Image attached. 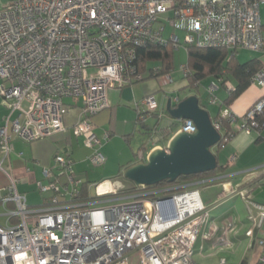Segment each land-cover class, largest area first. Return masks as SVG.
Returning a JSON list of instances; mask_svg holds the SVG:
<instances>
[{
	"label": "built area",
	"instance_id": "built-area-1",
	"mask_svg": "<svg viewBox=\"0 0 264 264\" xmlns=\"http://www.w3.org/2000/svg\"><path fill=\"white\" fill-rule=\"evenodd\" d=\"M261 5L264 0L9 1L0 8V96L8 109L0 120V154L7 157L16 138L33 142L65 130L64 117L70 110L66 100L79 98V117L72 129L91 150L88 161L102 164V139L109 134L99 137L92 118L109 106L108 88L142 78L134 63L136 49L157 42L185 49L195 45L260 51ZM168 11L173 12L169 23L184 32L182 40L175 33L166 38L164 26L157 25L159 15ZM180 68L185 76L187 65ZM164 76V81L171 80ZM250 83L264 86V65ZM217 88L216 82L207 86L212 104L219 102ZM233 89L227 83L225 91ZM138 106L157 109L155 95H146ZM263 111L264 96L242 115L223 107L220 115L232 128L229 139L238 131L257 130ZM159 118L147 140L152 149L168 144H163V129L172 120L162 114ZM140 119L146 121L147 116ZM213 125L223 138L221 123ZM195 130L194 123L184 119L176 132ZM55 160L59 180L37 183L41 192L52 191L43 205L29 206L14 179L0 197V216L6 219L0 222V264H198L193 259L196 244L201 250L217 230L197 186L208 179L142 186L122 195L118 187L99 183L95 197L107 199L76 201L82 181L68 157L59 154ZM218 185L222 198L239 192L243 196L251 222L245 236L258 251L256 264H264V203L251 198L243 184L222 180ZM224 222L226 229L232 227L229 220ZM218 264L230 263L222 258Z\"/></svg>",
	"mask_w": 264,
	"mask_h": 264
},
{
	"label": "crops",
	"instance_id": "crops-1",
	"mask_svg": "<svg viewBox=\"0 0 264 264\" xmlns=\"http://www.w3.org/2000/svg\"><path fill=\"white\" fill-rule=\"evenodd\" d=\"M9 1L11 0H0V8ZM260 19L264 34V5L260 6ZM239 50L243 49H237L235 57L240 63H244L250 59H257L264 65V48L260 50L261 52L248 55L239 54ZM146 74L147 73L144 72L142 76L144 75L145 77ZM183 76L178 79H173L171 77L168 84L165 83L166 81L164 80L159 81V78L163 77L160 76L158 78L147 77L141 80H134L124 86L116 85L108 88L107 96L109 106L95 114L92 119L95 125L94 131L99 137L103 138L105 133L109 134L107 138L102 139V146L100 149L105 160H113L118 154L120 155L116 158L119 164L117 175H120L126 165L134 160V154L137 152L139 153L140 150L138 149L136 152L133 151L131 158L127 157L126 160H123L122 155L124 151H117L114 138L110 140L109 138L113 135L123 136L126 142L129 143L130 133L128 134L129 128L127 129L128 120H125L124 123L126 127L120 128V125L117 124L115 119L121 114L122 110L126 109L130 118H135L134 126L138 128L139 126L135 123L137 114L135 107L139 105L142 99L148 94L155 95L158 110H166V104L164 103L166 98L170 99L172 106L176 105V98L181 99L182 97H180L178 93H175V91H179L187 86V81ZM211 78V82L214 81L218 83V80L213 77ZM228 82L234 84L235 80L230 77ZM218 84V88L215 91L219 100V102L215 103L218 104V111L216 114L212 115L210 113L200 97L202 106L208 110L211 118L217 115L223 107H229L237 115H242L257 99L264 96V86L249 83L237 97L229 101V103H226L225 87L222 85L220 86V83ZM190 91L191 93H195L194 90ZM160 92L163 93L161 94ZM66 102L71 107L64 117L65 130L33 142H26L20 138H16L12 141V149L9 155L4 158L0 154V163L2 167L0 169V197L6 193L5 188L9 185L10 179H14L17 191L26 197L27 203H29L28 197H30V203H33V205L29 206L43 205L52 193L47 198L40 194L41 200H36L38 198L37 193L41 192L38 189L37 183L41 182L46 184L55 179L59 180L60 167L55 160L56 155L59 154L65 155L70 159L72 171L74 173L77 174L78 172L84 171L82 175L77 174L78 177H75L88 184V191H90V185L93 183L96 184V181H89L87 172L86 164L89 163L88 156L91 150L83 145V137L76 135L72 129L79 117L81 100L79 98H69ZM7 113L8 109L0 96V120ZM166 119H172L174 123L164 137L165 142L166 140L168 142L177 131L179 121L172 117H167ZM146 122L149 126L157 123L154 116H149ZM259 136L260 140H257ZM146 146L148 151L152 149L150 143L146 144ZM219 150L223 151V155L226 159L224 164H220L223 166L222 171L216 176L206 178L208 179L207 183L199 185L203 202L210 206V221L215 224L217 230L211 240H205L203 242L201 250L199 243L196 244L195 249L197 248L199 252H204L212 247L229 248L237 246L246 240L248 241L247 246L240 257L239 264H256L258 251L249 246V239L245 236L243 230V226L250 225L248 209L244 198L240 192L222 198L218 184L222 180L230 181L232 184H243L251 198L259 203H264V125L259 130H254L251 133H246L244 131L236 132L223 146L217 148L214 152L217 162ZM231 156H235V158L230 162L229 159ZM45 170H49V175L45 174ZM103 181L102 179L100 183L117 188L114 184L103 183ZM246 182L248 183L246 184ZM41 193L44 194L46 192ZM213 201H216L215 205L212 204ZM224 220H229L231 222L232 227L230 229L225 228V222L223 223ZM236 223L241 225V229L237 232H235ZM226 261L228 262L227 258Z\"/></svg>",
	"mask_w": 264,
	"mask_h": 264
},
{
	"label": "trees",
	"instance_id": "trees-1",
	"mask_svg": "<svg viewBox=\"0 0 264 264\" xmlns=\"http://www.w3.org/2000/svg\"><path fill=\"white\" fill-rule=\"evenodd\" d=\"M235 52L236 51H231L221 47H198L195 45L187 46V63L185 65H187L188 73L183 76V78L187 81L186 87L190 90H194L195 94L198 95L197 88L204 78L213 77L218 80L220 86L222 85L226 88L227 83H229L228 81L231 77L235 80V83L233 84L234 89L226 92L225 102L229 103V101L237 97L249 85L251 76L262 66V64L257 59H250L244 63H240L235 57ZM173 55L174 48L171 44L163 45L161 43L151 42L149 44H146L145 46L138 47L136 49L134 63L137 66L138 72H140L141 74H144V72L147 73V76L145 75L144 77L143 75L141 79L147 77L158 78L160 76L170 74V72L173 70ZM153 63L155 64L152 65ZM198 98L200 101L199 95ZM135 109L137 113L135 123L136 125L141 127L140 129L142 130V133L146 135V139L145 141L141 142L139 146V150L141 153H135L134 160L126 165L125 169L133 164L145 162V156L149 152L146 146V142L150 137V132L157 126L156 124L160 122L159 115L162 114L163 118L170 117L166 110H147L145 109V107H140L138 105L135 107ZM142 114H145L147 118L149 116H154L157 123L155 125L153 124L149 126L146 121H142L140 119V116ZM212 121L213 123L220 122L222 127L221 129L224 131L223 138H221L219 143L216 145L217 149L223 146L224 143L228 141L229 131L232 128L229 121L226 118L221 117L220 112L212 117ZM257 121V130H259L264 125V111L257 117ZM173 124L174 123L172 122L171 126ZM171 126L163 129L164 137ZM257 140H260V136L257 138ZM163 144H165V141ZM222 168L223 166L217 162V168L213 171L191 174L188 176L181 175L173 182L163 180L155 185L145 186V188L149 189L180 185L186 183V181L211 178L219 174L222 171ZM125 169L120 173L121 176H124ZM130 182L131 184L129 186L119 188L117 190V193L120 195L129 194L144 189V187L135 185L132 181ZM92 198L93 196H91L88 191V184L86 182H82L79 187V194L74 198V200L87 201Z\"/></svg>",
	"mask_w": 264,
	"mask_h": 264
},
{
	"label": "water",
	"instance_id": "water-1",
	"mask_svg": "<svg viewBox=\"0 0 264 264\" xmlns=\"http://www.w3.org/2000/svg\"><path fill=\"white\" fill-rule=\"evenodd\" d=\"M165 109L177 121L191 120L196 130L192 133L176 132L166 148H154L147 154L145 162L127 167L124 177L135 185L152 186L163 180L173 182L181 175L188 176L217 168V158L212 147L219 143L222 134L214 127L208 110L200 104L198 96L191 93L178 98L174 106L168 99Z\"/></svg>",
	"mask_w": 264,
	"mask_h": 264
},
{
	"label": "rangeland",
	"instance_id": "rangeland-1",
	"mask_svg": "<svg viewBox=\"0 0 264 264\" xmlns=\"http://www.w3.org/2000/svg\"><path fill=\"white\" fill-rule=\"evenodd\" d=\"M159 16H160L159 17L160 20H159V24H157V25H163L164 26V29H163L164 36L166 38H168L172 33H175L182 40V38L184 36V32L176 29L175 27H173L169 23V18L173 16V12L168 11V12H165L163 14H160ZM255 52L257 53V52H261V51H253V50H249V49H243V50L238 51V53L242 54V55L253 54ZM186 63H187L186 49L184 47L174 48L173 70L168 75H170L173 79L174 78H176V79L180 78L181 76H183V71L181 70L180 66L182 64H186ZM154 64L155 63H153L152 65H154ZM164 77H166V76L160 77L159 81L164 80ZM211 81H212L211 77L204 78L198 86V92H199V96L202 99V102L205 103V105L208 108V110L210 111V113L212 115H214L218 111V104H212L208 98L207 86L209 85V83ZM165 83L168 84L167 81ZM175 93H178L179 96L183 98V97L191 94V91L189 88L186 87V88H183L179 91H175ZM167 100H168V98H166V100L164 101L165 104L167 103ZM69 107H71V106H69ZM125 120H128L127 129L129 128L128 134L130 133L129 134L130 135L129 136V143L126 142V140L124 139L123 136L113 135L112 137L109 138V140L114 138L117 151H121V150L124 151L123 155H122L123 160H126L127 157L131 158L133 151L136 152L139 149L140 143L145 141V139H146L145 138L146 135L143 134L141 129H140L141 127L139 126L137 128L134 126L135 118L131 119L130 115L126 112V109L122 110L121 114L115 119V121L117 122V124L120 125L119 126L120 128H124V127H126L124 124ZM150 121H152V120H150ZM124 134H127V133H124ZM212 151L213 152L216 151V146L212 147ZM119 156L120 155L118 154L115 157V159H113V160L112 159L105 160V162L103 164L93 165L90 162L87 163L86 165H87V172H88V176H89V181H91V182L96 181V184L97 183L99 184L100 182H102V179H103L104 180L103 183L114 184L118 188H121V187L123 188V187L129 186L131 184V182L128 179H126L123 175L122 176L117 175L119 164L117 163L118 161H116V158H118ZM225 160L226 159H225V156L223 155V151L218 152L219 164H224ZM83 172H78L77 174L82 175ZM77 174L74 173V175L78 177ZM48 183L49 182H47L46 185ZM186 183H187V181H186ZM96 184L93 183L92 185H90L89 193L91 196L94 197L93 200L97 201V200L107 199V198H96L95 197L96 196ZM198 187H199V185H198ZM51 193L52 192H50V190L46 191V193H44V194L39 192V193H37L38 198L36 200H41V195H43L45 198H47ZM28 199H29V203H27V204L33 205V203H30L31 202L30 197H28ZM2 210H3V208L0 205V212ZM5 220H6L5 216H0V222L1 223H4ZM250 226H251V222H250V225L243 226L244 233ZM240 229H241V225H238V223H236L235 232H237ZM247 242L248 241L245 240L242 243H240L239 245L229 247V248L228 247L227 248L226 247H223V248L212 247L210 249H207L204 252H199L196 248L195 252L193 254V259L199 264H218L222 258H225V259L227 258L229 263L239 264L240 263V257L242 255V253L244 252L245 247L247 246Z\"/></svg>",
	"mask_w": 264,
	"mask_h": 264
}]
</instances>
